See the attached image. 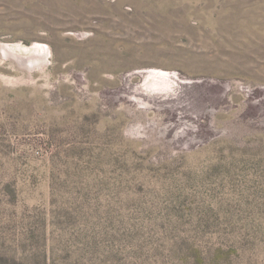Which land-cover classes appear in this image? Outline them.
Here are the masks:
<instances>
[{"label": "rangeland", "instance_id": "374dc122", "mask_svg": "<svg viewBox=\"0 0 264 264\" xmlns=\"http://www.w3.org/2000/svg\"><path fill=\"white\" fill-rule=\"evenodd\" d=\"M0 264H264V0H0Z\"/></svg>", "mask_w": 264, "mask_h": 264}]
</instances>
